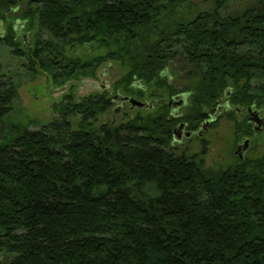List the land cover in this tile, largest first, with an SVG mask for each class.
<instances>
[{"label":"trees","instance_id":"1","mask_svg":"<svg viewBox=\"0 0 264 264\" xmlns=\"http://www.w3.org/2000/svg\"><path fill=\"white\" fill-rule=\"evenodd\" d=\"M234 1L0 0V43L31 75L67 86L114 61L125 69L115 90L161 101L99 125L111 93H68L31 130L11 122L20 87L0 63V264H264V152L214 171L172 146L178 122L200 124L220 99L264 109V0ZM92 45L104 54L71 53ZM180 93L174 119L166 97Z\"/></svg>","mask_w":264,"mask_h":264},{"label":"rangeland","instance_id":"2","mask_svg":"<svg viewBox=\"0 0 264 264\" xmlns=\"http://www.w3.org/2000/svg\"><path fill=\"white\" fill-rule=\"evenodd\" d=\"M201 10L212 9L215 6L216 0H192ZM251 0H235L229 5L232 11H240L248 6H251ZM23 9V8H22ZM19 12H10L9 20L15 22L17 32L20 38L24 36L27 41V47L33 45L34 33L27 32L21 29L23 21L17 19ZM8 23L0 24V34L5 36L8 34ZM19 38V39H20ZM73 56L81 57L82 59H90L97 55L104 54L102 49L97 45L92 46H76L72 49ZM25 59V58H24ZM23 59L15 57L11 53V49L4 43H0V63L5 67V72L12 76L19 84V101L16 105V111L11 115V122L21 123L27 125L31 130L39 128L41 125L48 123L53 119V106L59 103L65 94H74L76 100H81L83 97L95 93H103L108 91L111 96L122 95L125 93L120 90H115L116 82L123 76L125 69L120 63L108 61L101 65L97 70L95 78H81L69 85L58 86L53 83L51 77L46 74L31 75L30 72L23 67ZM26 61V60H25ZM179 71V70H178ZM180 72V71H179ZM183 74V73H182ZM181 74V76H182ZM171 82L181 89V80L175 75L170 74ZM144 103L149 104L151 100L155 101L154 107H147L144 109H130L129 104L122 106L116 103L104 115L98 118V124H119L130 117L137 115H148L149 113L156 114L160 111V102L157 99H152L149 96L138 99ZM170 97H166V102ZM188 100V98H187ZM169 109V108H168ZM170 111V110H169ZM181 115H185L186 108L179 111ZM230 119L223 113L217 124L204 133L203 138L206 143H201L197 138L184 141V144H172L175 150L186 155L202 154L205 167L208 169L224 168L238 162L236 156L237 134L242 132L244 126L243 115L233 113ZM259 145L253 146L252 154L248 155L250 158L259 157L264 152V139L260 138ZM205 150V151H204Z\"/></svg>","mask_w":264,"mask_h":264},{"label":"flooded vegetation","instance_id":"3","mask_svg":"<svg viewBox=\"0 0 264 264\" xmlns=\"http://www.w3.org/2000/svg\"><path fill=\"white\" fill-rule=\"evenodd\" d=\"M180 95L183 96L184 105L179 108L174 109L173 114L170 111V114L174 119H178L182 116L179 111L184 109L187 105V98H188L187 94L180 93V94L174 95L167 102H165L169 107V102L171 101V99L176 96H180ZM123 97H127V96H123ZM128 97H131V96H128ZM131 98H134V97H131ZM114 102L119 106H122L124 104L130 105L129 102H121V103H118L119 101L118 102L114 101ZM154 103L155 101L151 100L149 104L145 103L146 105L144 107L142 108L135 107V108L144 109L147 107H154ZM135 108H132L130 105L131 110ZM234 112L238 115H243L244 118L242 120H243L244 126L242 128V132L237 134V139L239 142L236 145L237 151L235 154L238 157V162L230 166L234 167L236 164L240 163V161H248L249 159L251 160V159L257 158V157L250 158L248 155L252 154L253 146L256 145L257 147L259 145L258 142H260V138L264 139V109L259 108L255 105L248 106L246 108H234L225 99H220L217 102V104L207 112L205 119L198 125L193 126L191 125V123L185 122V121L178 122L176 126L174 127V129L178 127L179 125L183 124L184 125L183 137L180 141L174 140V137H173L172 144H175V143L184 144V141L191 140L193 138H197L198 140L201 141V143L205 144L206 140L203 138L204 133L217 124V122L219 121L223 113L225 114V116L230 117L233 115ZM252 114H254V120H251ZM205 124H206V128H204ZM230 166L219 168V169H210V170L217 171L220 169H227Z\"/></svg>","mask_w":264,"mask_h":264},{"label":"water","instance_id":"4","mask_svg":"<svg viewBox=\"0 0 264 264\" xmlns=\"http://www.w3.org/2000/svg\"><path fill=\"white\" fill-rule=\"evenodd\" d=\"M119 98V99H118ZM113 100L114 101H119L118 103H121V102H129L131 107L132 108H142L144 107L146 104L142 101H139L137 100L136 98H131V97H123L121 95H117V96H114L113 97ZM184 105V100H183V96H176L174 98L171 99V101L169 102V108H170V111L171 113L173 114V110L176 109V108H179L181 106ZM251 120H254V114H252L251 116ZM183 128H184V125H179L178 127H176L173 131V137H174V140L176 141H180L183 137ZM204 128H206V124L204 125ZM188 136V135H186Z\"/></svg>","mask_w":264,"mask_h":264}]
</instances>
